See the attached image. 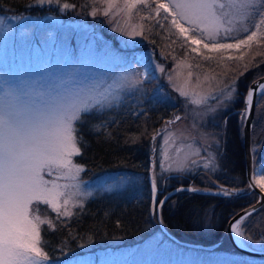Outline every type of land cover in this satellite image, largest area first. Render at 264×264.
<instances>
[{
  "label": "rangeland",
  "instance_id": "rangeland-1",
  "mask_svg": "<svg viewBox=\"0 0 264 264\" xmlns=\"http://www.w3.org/2000/svg\"><path fill=\"white\" fill-rule=\"evenodd\" d=\"M28 7L38 12L0 9V264H264L236 251L226 231L210 245L176 242L150 223L131 238H48L96 196L139 195L146 179V171L82 175L75 126L85 114L167 105L169 118L148 141L157 196L167 176L200 174L205 186L216 184L225 128L242 135L238 105L264 76V0H31ZM249 139L251 176L264 194V85ZM260 208L264 215V202ZM241 222L242 246L264 251V239Z\"/></svg>",
  "mask_w": 264,
  "mask_h": 264
},
{
  "label": "trees",
  "instance_id": "trees-1",
  "mask_svg": "<svg viewBox=\"0 0 264 264\" xmlns=\"http://www.w3.org/2000/svg\"><path fill=\"white\" fill-rule=\"evenodd\" d=\"M29 1L31 0H0V9L15 14L37 11V8L28 7ZM168 108L167 105L161 104L139 112L129 108L123 111L110 109L107 112H98L99 114H85L77 122L75 143L79 152L74 156V162L82 165V175L96 176L101 171H108L119 178L122 175L132 176L146 171V179L143 180L139 195L96 196L91 200L86 213L78 220L71 221L67 227L55 230L48 236L51 243L62 234L68 239L89 237L96 243L107 238H131L143 234L148 223L152 224L155 231L159 230L155 213L151 215L149 211L147 170L149 171L152 164L149 156L153 147L148 149V141L150 143L151 139L153 140L152 137L157 135L169 118ZM226 134L225 151L232 158L227 164L234 167L237 181V184L230 186L238 191L232 197L185 191L168 197L159 208V217L165 231L176 242L210 245L225 238L227 221L236 212L255 202V193L246 192L241 133L238 136L231 126ZM223 171L224 165L219 172ZM213 179L216 177L212 178V182L216 183ZM200 180V174L193 177L182 174L167 176L159 186L157 199L160 200L164 194L180 187L211 191L218 186L227 187L217 183L214 186H205ZM243 186L244 191H241ZM261 209L246 216L240 227L244 232L258 234L264 239V215H261ZM153 211L155 212V206Z\"/></svg>",
  "mask_w": 264,
  "mask_h": 264
},
{
  "label": "water",
  "instance_id": "water-1",
  "mask_svg": "<svg viewBox=\"0 0 264 264\" xmlns=\"http://www.w3.org/2000/svg\"><path fill=\"white\" fill-rule=\"evenodd\" d=\"M264 85V76L257 78L253 82H251L245 92V96L243 98V105H244V115H243V122H242V135H241V142L243 148V156H244V170H245V178H246V186L248 190L254 192L257 196L255 202L250 206H247L238 212H236L226 223L225 231L227 234V238L231 244V246L238 252L256 258H264V251H254L247 247H243L241 243H237L233 239V235L231 232V227L234 223L243 220L249 214L257 211L264 202V194L263 192L254 184L253 178L251 176V165L252 160L249 153V132L251 127V120H252V110L254 106V99L255 95L257 94L259 88ZM148 188L150 194V214L152 215L153 205L155 203V194H156V187L155 183L152 181L151 176L148 178ZM179 190H187L196 192L199 194H209L213 196L219 197H228L229 193H223L221 191L213 190V191H205V190H196L191 188H180ZM238 191V190H236ZM168 197V194H164L162 198L156 203L155 208V220L162 232H165L169 238L173 239L163 228L162 223L159 217V208L161 203Z\"/></svg>",
  "mask_w": 264,
  "mask_h": 264
},
{
  "label": "flooded vegetation",
  "instance_id": "flooded-vegetation-1",
  "mask_svg": "<svg viewBox=\"0 0 264 264\" xmlns=\"http://www.w3.org/2000/svg\"><path fill=\"white\" fill-rule=\"evenodd\" d=\"M244 105H238V108H240V110L242 109V107H243ZM240 110H235L236 112L237 111H240ZM231 115V114H230ZM232 116V115H231ZM232 119V118H231ZM227 120V117L225 116L224 118H223V122H225ZM236 121H237V119H234V122L236 123ZM231 126L232 125H230L229 126V124L227 125V128H225L226 129V131H227V129H228V127H230V129H231ZM232 129H233V131L234 132H236V130L234 129V127L232 126ZM233 134H235V133H233ZM242 150H243V148H242ZM223 158L224 159H221L222 160V162L224 163V167H225V171H223V173H221V172H218V175H217V177H216V179L214 180L217 184H219V185H227V187H224V188H217L219 191H222L223 193H228L229 192V190H230V188L232 189V187L233 186H230V185H234V184H237V181H236V174H235V169H234V167L231 165H228L227 163H229V162H227L228 160H232V158L231 157H229L228 155H227V153L225 154V153H223ZM244 157V156H243ZM252 163H253V161H252ZM226 164V165H225ZM222 168V167H221ZM243 170H244V168H243ZM244 177H245V170H244ZM245 180V182H246V178L244 179ZM244 180L242 181V182H244ZM224 185V186H225ZM247 187V186H246ZM237 190V188H234V191L235 192H237L236 191ZM241 191H244V186H243V189L241 188Z\"/></svg>",
  "mask_w": 264,
  "mask_h": 264
},
{
  "label": "bare ground",
  "instance_id": "bare-ground-1",
  "mask_svg": "<svg viewBox=\"0 0 264 264\" xmlns=\"http://www.w3.org/2000/svg\"><path fill=\"white\" fill-rule=\"evenodd\" d=\"M257 106V105H256ZM255 109H256V107H255ZM255 111V110H254ZM249 143H250V139H249ZM151 175V174H150ZM151 179H152V181L154 182V179L151 177ZM155 183V182H154ZM155 187H156V184H155ZM180 188H191V189H194V188H192V187H180ZM180 188H177V189H174V190H172V191H170V192H168V193H166V194H168V197H170V196H172V195H174V194H176V193H178V192H180V191H185V192H192V191H187V190H179ZM196 190H198V189H196ZM205 191H211V190H205ZM157 193H158V190H157V187H156V194H155V196L157 197ZM193 193H196V192H193ZM205 195H209V194H205ZM156 197H155V201H156ZM167 197V198H168ZM166 198V199H167ZM165 199V200H166ZM165 200L161 203V205L165 202ZM152 214H153V211H152ZM236 224H237V222L236 223H234L233 225H232V227H231V232H232V235H233V239H234V241L235 242H237V243H240V241H239V239H238V237H237V234H236Z\"/></svg>",
  "mask_w": 264,
  "mask_h": 264
}]
</instances>
